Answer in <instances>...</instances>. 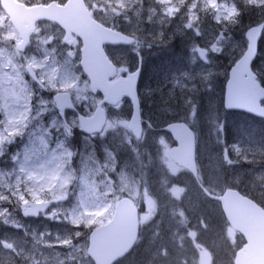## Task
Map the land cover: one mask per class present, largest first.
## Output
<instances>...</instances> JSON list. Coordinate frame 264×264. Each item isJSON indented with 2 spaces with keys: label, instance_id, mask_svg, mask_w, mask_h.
<instances>
[{
  "label": "rangeland",
  "instance_id": "obj_1",
  "mask_svg": "<svg viewBox=\"0 0 264 264\" xmlns=\"http://www.w3.org/2000/svg\"><path fill=\"white\" fill-rule=\"evenodd\" d=\"M84 1L103 24H119L136 36L135 46L111 54L125 73L135 67V57L143 60L146 136L142 142L127 127L130 101L108 110L106 128L94 139L78 132L75 112L57 114L52 96L60 92H69L89 114L101 100L89 93L81 72L79 41L65 46L58 28L43 24L20 54L17 33L0 7V264H94L88 233L110 219L124 196L140 204L144 236L142 254L134 250L125 264L139 256V264H212L203 236L221 231L233 264L235 231L225 224L208 231L194 214L210 218L218 212L189 188L219 196L235 185L264 200V127L231 117L222 106L225 66L246 47L229 28L237 5L258 10L264 0ZM16 62L32 65L45 85L33 101ZM256 72L264 79V61ZM27 120H33L29 128ZM173 120L189 123L198 135L203 175L193 185L168 157L173 143L162 127ZM149 194L158 197L159 211L151 210ZM48 200L49 210L35 219L25 216L30 203ZM169 225L171 237L159 240Z\"/></svg>",
  "mask_w": 264,
  "mask_h": 264
},
{
  "label": "water",
  "instance_id": "obj_2",
  "mask_svg": "<svg viewBox=\"0 0 264 264\" xmlns=\"http://www.w3.org/2000/svg\"><path fill=\"white\" fill-rule=\"evenodd\" d=\"M2 6L19 31L22 42L17 44L24 49L34 24L40 19L56 21L68 33L77 34L83 42L81 49V67L90 79L93 93L100 91L104 101L115 104L123 97L132 101L133 113L129 128L138 138L141 135L137 85L140 66L126 78L109 82L115 75V67L110 63L104 44H131L132 37L105 28L92 20L82 0H68L64 6L55 2L47 6L26 7L14 0H2ZM264 23L249 28L245 33L247 50L229 72L225 87L224 107L227 110H240L264 118V88L256 81L252 63L258 52V42ZM57 107L71 108L67 95L55 96ZM103 110L98 109L93 118H79L81 130L87 133L100 132L104 124ZM169 131L176 146L170 150V157L192 173L195 169V137L191 129L182 122H176L165 128ZM230 225L239 231L246 244L236 252L234 264H264V210L251 199L242 196L237 190L226 189L217 197ZM49 203H31L28 216H37L45 211ZM138 212L132 201L121 199L115 208L112 220L94 229L89 235L88 255L95 264H113L125 256L133 247L138 233Z\"/></svg>",
  "mask_w": 264,
  "mask_h": 264
},
{
  "label": "trees",
  "instance_id": "obj_3",
  "mask_svg": "<svg viewBox=\"0 0 264 264\" xmlns=\"http://www.w3.org/2000/svg\"><path fill=\"white\" fill-rule=\"evenodd\" d=\"M237 6H238L239 10H237L238 12L234 16V18L232 19V22H231L229 28L231 29L232 34L234 33L236 36L241 38V36H243L245 30L247 29V27L249 25H253V24H256V23L264 20V4L262 6H260V8L258 10L256 7L254 8L253 5L248 4V3L245 5H242V6L241 5H237ZM163 40H164V38H163ZM177 40H178V37H176L172 42V46H174V50H176V51H177V47H176L177 46ZM261 61H264V31H263V35H262V38H261L260 43H259V54L256 58L255 63L257 65H259V63ZM232 64H233V61L231 63L228 62L225 67H227V69H229ZM228 114H230L231 117H239L240 116L242 118H245L246 120H244V122H246L247 118H249L253 124L260 125L259 126L260 128L262 126H264V125L258 123V122H264V121H258V119H255L253 117H248L242 113L231 112ZM225 127H226L225 129H227L229 127L228 121L225 122ZM187 179L193 185V182H191V180H193V178L191 176L187 175ZM231 187H236V186L232 185ZM189 190H192V192L195 191L197 194L202 195V197H200V198L209 205L210 209L214 213H215V210L218 212V214L215 213L214 215H209V216L206 215L207 217H210V218H206L205 216L199 217L198 215L194 214L196 218H199L200 222L204 221L208 225L207 226L208 231L211 232L213 230H216V228L222 229V227H223V226H221L222 224H225L227 226V223L224 219L223 214L221 213V211L219 209L217 201L212 196L209 195V191L205 187H198L197 186V188H196L195 186H192V188L190 187ZM242 192L244 194L249 195L250 197H252L257 202L259 201V199L254 194H252L250 192L248 193L244 189H242ZM263 193H264V191H263ZM258 203L264 207V200H262V201L260 200ZM160 231H163V232H161V234L159 235V240H163V239L169 240V238L171 237V231H172L170 225L168 227H164L163 229H160ZM203 238L206 240V241L205 240L204 241H205L206 245L208 246V249H209L208 252L212 255V264H232V263H230L231 253L229 254V252L227 251V249H229L228 248L229 243H227L223 239L222 231H221L220 236H212L209 233L206 235V238L204 236H203ZM219 238H222V239L218 240ZM210 240H212V241H210ZM243 242H244L243 239L240 236H237L236 244L234 245L233 248L234 249L239 248L243 244ZM146 244H149L148 241H146ZM143 246H144V241L141 242L140 244H138L134 250L137 252L139 250V253L142 254V252L144 251ZM148 248L149 249H146V252H148L150 250V247H148ZM167 249L171 250L169 248V246H167ZM132 253L128 257L121 260L118 264H125V261H129V258L131 257ZM169 255H171L170 251L168 252V256ZM171 256L174 257V252ZM131 260H134V257L132 259H130V261ZM141 260H143V258L141 256H139L136 259V261L133 262V264H139V262ZM149 264H154L153 260H151L149 262Z\"/></svg>",
  "mask_w": 264,
  "mask_h": 264
},
{
  "label": "bare ground",
  "instance_id": "obj_4",
  "mask_svg": "<svg viewBox=\"0 0 264 264\" xmlns=\"http://www.w3.org/2000/svg\"><path fill=\"white\" fill-rule=\"evenodd\" d=\"M264 126L261 127V129L263 128Z\"/></svg>",
  "mask_w": 264,
  "mask_h": 264
}]
</instances>
